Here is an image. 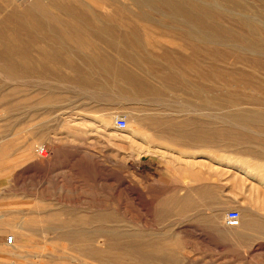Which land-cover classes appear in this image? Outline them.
Returning a JSON list of instances; mask_svg holds the SVG:
<instances>
[{"label": "rangeland", "instance_id": "1", "mask_svg": "<svg viewBox=\"0 0 264 264\" xmlns=\"http://www.w3.org/2000/svg\"><path fill=\"white\" fill-rule=\"evenodd\" d=\"M12 3L18 7L16 9L24 11L33 0H14ZM82 17L59 14L58 22L65 27L72 24L70 30L82 33L85 21L94 23L98 20ZM163 19L116 18L140 32L146 48L135 52L138 57L145 58L148 54L161 57L166 53L188 56L189 51L179 47L178 39L169 29L159 25ZM82 36L74 37L73 42L83 40L94 46L88 50L95 54L100 55L101 52L105 58L117 57L95 31L85 30ZM69 47L63 50L52 47L46 73L41 75L20 73L11 79L0 72V264H106L90 254H77L70 248H64L52 240V233L34 230L32 220L41 219L44 209L63 208L76 212L98 209L115 212L122 209L136 223L134 226V223L118 216L123 222L138 228L146 218L150 228L157 229L163 225L159 223L162 200L183 195L198 185L215 195L213 201L206 198L203 203L206 205L201 206L206 208L209 203L216 204L221 211L217 225L188 222V217L170 218L169 223L176 231L189 225V229L180 233L183 246L182 254H178L179 263L264 264V235L241 238L228 230L222 220L227 209L237 210L239 216L264 217V161L237 153L243 148L257 149L259 142L246 144L243 138L250 135L264 139V131L227 123H219L221 128L214 129L209 123L213 112L206 109V100L211 97L212 74L223 73L226 68L213 70L205 60L181 64L165 62L163 58L146 61V66L141 68L148 79L143 83L165 97L156 101L164 103L165 111H148L149 106L144 103L145 109L141 113L135 110L139 102L123 101L118 97L120 85H111L115 91L108 96L110 84H97L99 69L96 66L86 69L82 65V52L87 49L77 45ZM31 52L35 57L41 55L37 48ZM124 54L128 53L125 51ZM117 64L120 72L134 74L138 71L128 61L119 60ZM84 72L91 75L83 90L84 97L74 100L75 103L72 97L68 108L59 107L55 115H51L41 107L34 111L33 116L26 109L14 110L17 102L23 105L47 99L50 86L57 88L56 96H73L70 86L81 89ZM198 73L211 74L212 78L205 76L200 80ZM182 76L188 77L184 85L179 83ZM53 80L69 83H64L68 84L65 87L54 86ZM100 88L104 95L98 92ZM11 89H16L17 93L13 95L9 92ZM212 97L216 103L219 102L218 95ZM189 109L190 112L187 111ZM154 114L164 116L166 122L170 118L169 124L183 122L185 127L165 133L161 131L164 130L163 124L148 128L144 117ZM115 117L125 119L124 130L115 128ZM17 118L21 120L19 124L15 123ZM187 136L191 139L187 140ZM41 147L47 155L45 163L39 165L38 149ZM201 206L200 209H205ZM67 216L63 214L60 219ZM7 236L14 238L11 244L7 243ZM54 249L59 253L48 254ZM129 258L139 260L140 264L144 262L139 254H130Z\"/></svg>", "mask_w": 264, "mask_h": 264}, {"label": "bare ground", "instance_id": "2", "mask_svg": "<svg viewBox=\"0 0 264 264\" xmlns=\"http://www.w3.org/2000/svg\"><path fill=\"white\" fill-rule=\"evenodd\" d=\"M12 1L14 0L0 2V72L5 76L13 79L20 73L41 75L47 67V58L51 56L52 47L63 50L70 48L69 45L82 46V49H87L82 52V65L86 69L93 66L99 69L96 75L97 84H110L108 96H112V91H115L111 85H120V88L116 87L120 92L118 97L123 101L139 102L136 111L142 113L146 105L144 103H147L148 111L156 109L164 112V103L156 101H162L165 97L160 91L143 83L148 79V75H143L142 70L147 64L146 61L163 58L165 62L181 64L185 61L200 63L205 60L209 61L206 65L213 70L218 67L226 68L222 70L223 73L214 72L213 78L211 74H197L200 80L205 79V76L214 79L210 89L211 97L206 100V109L213 112L209 121L212 128L218 129L221 128L219 123H227L248 130L264 131V0H33L24 11L16 9L18 7ZM59 14L93 17L98 20L94 23L85 21L81 33L70 30L72 24L69 27L62 26L63 24L58 22ZM118 17L165 18L158 22L159 25L169 29L168 31L178 39L179 47L189 51L188 56L166 53L161 57H154L153 54H148L145 58L138 57L135 52L145 51L146 48L140 32L134 26H125L127 22L117 21ZM85 30L95 31L108 48L115 51L117 57L105 58L103 56L106 55L101 52L100 55L95 54L94 51L88 50L94 46L91 47L92 44H86L83 40L73 42V38L82 36ZM33 48L41 51V55L33 56ZM125 51L128 54H124ZM56 56H59V52H56ZM119 60L132 63L138 71L134 74L120 72L117 64ZM67 61L69 62H65L68 63ZM90 76L89 73H82L81 89L70 86L74 92L73 96H56L57 88L50 86V97L36 100L33 104L19 105L17 102L14 104V110L18 112L20 108L26 109L33 116L34 111L41 107L51 115L59 107L68 108L72 97V102L82 100L83 90L87 87ZM179 79V83L184 85L188 77L182 76ZM51 82L53 85L64 87L68 85L64 83H69L58 80ZM123 85L130 91L127 92ZM188 91L193 92L189 88ZM9 92L13 95L17 93L16 89ZM98 92L105 94L102 88ZM215 95L220 98L217 103L212 97ZM187 111L190 112V109ZM164 118L156 114L144 117L148 128L163 124V133L185 127L183 122L169 124L167 122L170 118L167 122ZM17 119L15 123L19 124L21 120ZM187 138L191 139L189 136ZM243 140L246 144L259 142V147L255 150L243 148L237 153L264 161V147H261L264 145V139L249 135L244 136ZM40 149L42 151L38 152L37 163L42 165L47 154L44 147L38 151ZM262 175L264 176V173ZM205 189L198 185L183 195H174L162 200L159 205V223L163 225L157 229H151L146 218H143L142 226L134 227L135 220L122 209H116L115 212L99 209L92 212H76L63 208L42 210L41 219L32 220L33 229L50 232L54 236L52 240L61 243L64 248H70L77 254H90L106 264H140L139 260L129 258L130 254H139L144 259L142 264H180L178 254H182L183 243L179 237L182 230L189 229V225L176 231L169 220L172 217H188V222L217 225L221 208L211 203L206 208L202 207L206 205L203 204L206 198L213 201L215 196L212 191ZM200 206L205 209H200ZM203 211L205 213H202ZM63 214L68 215L67 218L60 219ZM118 216L134 223V226L127 224V221L123 222ZM241 216L238 225L228 229L234 235L244 239L264 235V217L257 218L250 214ZM148 230L152 232L149 233ZM9 237L11 244L14 238ZM58 253V250L54 249L48 254Z\"/></svg>", "mask_w": 264, "mask_h": 264}, {"label": "built area", "instance_id": "3", "mask_svg": "<svg viewBox=\"0 0 264 264\" xmlns=\"http://www.w3.org/2000/svg\"><path fill=\"white\" fill-rule=\"evenodd\" d=\"M114 126L118 130H124L126 128V121L122 117H115L114 118ZM42 149L38 152L40 153ZM223 224L227 227H235L239 223V213L235 209H227L223 214ZM7 243L11 242V237L7 236L6 238Z\"/></svg>", "mask_w": 264, "mask_h": 264}, {"label": "crops", "instance_id": "4", "mask_svg": "<svg viewBox=\"0 0 264 264\" xmlns=\"http://www.w3.org/2000/svg\"><path fill=\"white\" fill-rule=\"evenodd\" d=\"M1 1V0H0ZM145 161H143L142 163H144Z\"/></svg>", "mask_w": 264, "mask_h": 264}]
</instances>
